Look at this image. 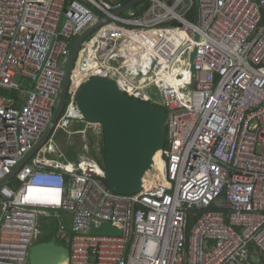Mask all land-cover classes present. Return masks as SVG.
<instances>
[{
    "label": "built area",
    "instance_id": "1",
    "mask_svg": "<svg viewBox=\"0 0 264 264\" xmlns=\"http://www.w3.org/2000/svg\"><path fill=\"white\" fill-rule=\"evenodd\" d=\"M122 6L0 0V181L48 130L70 43L101 23L51 134L0 187V264H30L47 210L71 214L69 264H264V0H142L115 15ZM93 77L166 112L161 176L132 195L108 188L89 155L103 127L75 103ZM57 134L77 142L75 160ZM103 223L121 234H90Z\"/></svg>",
    "mask_w": 264,
    "mask_h": 264
},
{
    "label": "water",
    "instance_id": "2",
    "mask_svg": "<svg viewBox=\"0 0 264 264\" xmlns=\"http://www.w3.org/2000/svg\"><path fill=\"white\" fill-rule=\"evenodd\" d=\"M140 1L142 0H131L114 14L119 15ZM100 24L76 39L66 65L59 103L48 130L11 175L0 181V187L15 176L18 169L51 134L64 110L79 46ZM75 106L84 120L102 124L105 140L104 183L119 195L136 193L145 174L152 169L156 153L164 149L166 112L160 107L149 106L130 98L115 81L97 77L90 78L82 84L77 93ZM90 234L119 236L121 233L111 224L103 223L99 228L92 229ZM28 258L30 264H69V251L52 240L49 243L34 244L29 250Z\"/></svg>",
    "mask_w": 264,
    "mask_h": 264
},
{
    "label": "rangeland",
    "instance_id": "3",
    "mask_svg": "<svg viewBox=\"0 0 264 264\" xmlns=\"http://www.w3.org/2000/svg\"><path fill=\"white\" fill-rule=\"evenodd\" d=\"M128 1V0H126ZM120 2V1H119ZM74 43L75 42H71L70 43V46H69V50L71 51L73 49V46H74ZM62 60H60L61 62ZM60 66L64 69H66V65L61 63ZM30 84L31 82L28 81V80H24L22 79L21 80V85L25 88H28L30 87ZM92 137L93 139V144L91 147H89V155H90V152L91 150H93L95 152V154L97 155V157L102 160V156H101V148H102V134L100 135H89ZM55 143H60V145H62L61 147L62 148H65L66 146L69 147V139L65 138L64 136L60 135V134H57L55 135ZM74 141V140H73ZM88 145L90 146V139L88 137ZM72 146H75V148L77 147V142L74 141ZM71 146V147H72ZM64 150V149H63ZM69 153V151H68ZM76 153V152H75ZM91 156V155H90ZM67 158L69 160H71L69 158V155L67 156ZM72 161V160H71ZM56 220H59V227H60V230L61 232L63 233V236L65 238L69 237L71 235V214L69 212H66V211H53L52 214H42L39 216L38 218V230H39V234L37 236V238H39L40 236L43 235V227L45 224H55ZM37 241V240H36ZM56 243L59 245H61L60 242H57Z\"/></svg>",
    "mask_w": 264,
    "mask_h": 264
},
{
    "label": "trees",
    "instance_id": "4",
    "mask_svg": "<svg viewBox=\"0 0 264 264\" xmlns=\"http://www.w3.org/2000/svg\"><path fill=\"white\" fill-rule=\"evenodd\" d=\"M117 2L121 3L122 5H125L127 2L131 1V0H116ZM90 139V147L93 144V139L91 136H89ZM75 147H71L69 149V158L71 160H75ZM90 155L95 158L105 169V140H104V134L102 135V148H101V156H102V160H100L97 155L95 154V152L93 150H91ZM56 222V221H55ZM193 225V220L190 218L189 219V223L188 226L191 227ZM58 225L57 223L55 224H45L43 227V235L40 236L39 238H37V241L35 244H40V243H49L52 240L55 239V236L57 235V231H58ZM68 248V246H66Z\"/></svg>",
    "mask_w": 264,
    "mask_h": 264
},
{
    "label": "crops",
    "instance_id": "5",
    "mask_svg": "<svg viewBox=\"0 0 264 264\" xmlns=\"http://www.w3.org/2000/svg\"><path fill=\"white\" fill-rule=\"evenodd\" d=\"M115 1H116V0H115ZM140 2H141V1H140ZM140 2H139V3H140ZM137 7H138V4L134 5L133 7L129 8V9H137ZM73 142H74L73 140H70V141H69V147L66 146L65 148H62V149H64V150H63V154H64L65 156H68V151H69V149L71 148ZM61 146H62V145H61ZM72 147H75V146H72ZM74 149H75V148H74ZM55 211H61V210H54V212H55ZM52 212H53V211H51V210H47V211H45V214H44V215H46V214H50V215H51ZM56 223H57V225L59 226V220H56ZM59 232H60V227H58L57 235H56V237H55L54 240L57 241V242H60V243H61V245L59 244L60 247L67 248V247H66V246H67L66 240H65L63 234L61 235Z\"/></svg>",
    "mask_w": 264,
    "mask_h": 264
},
{
    "label": "bare ground",
    "instance_id": "6",
    "mask_svg": "<svg viewBox=\"0 0 264 264\" xmlns=\"http://www.w3.org/2000/svg\"><path fill=\"white\" fill-rule=\"evenodd\" d=\"M160 157V151L156 153L155 157H154V174H152V172H147V174L145 175L146 179H155V177H160L161 176V172H162V162L159 159Z\"/></svg>",
    "mask_w": 264,
    "mask_h": 264
},
{
    "label": "flooded vegetation",
    "instance_id": "7",
    "mask_svg": "<svg viewBox=\"0 0 264 264\" xmlns=\"http://www.w3.org/2000/svg\"><path fill=\"white\" fill-rule=\"evenodd\" d=\"M38 236V235H37ZM37 236H36V238H35V240H34V242H33V244H32V246L36 243V240H37ZM56 237V236H55ZM31 246V247H32ZM66 249H68V248H66Z\"/></svg>",
    "mask_w": 264,
    "mask_h": 264
},
{
    "label": "clouds",
    "instance_id": "8",
    "mask_svg": "<svg viewBox=\"0 0 264 264\" xmlns=\"http://www.w3.org/2000/svg\"><path fill=\"white\" fill-rule=\"evenodd\" d=\"M72 51V50H71Z\"/></svg>",
    "mask_w": 264,
    "mask_h": 264
}]
</instances>
